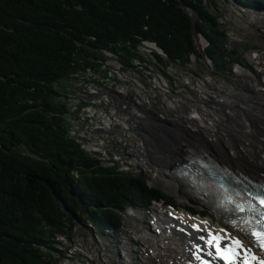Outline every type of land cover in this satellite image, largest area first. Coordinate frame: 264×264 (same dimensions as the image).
<instances>
[{"label": "trees", "instance_id": "16d2710c", "mask_svg": "<svg viewBox=\"0 0 264 264\" xmlns=\"http://www.w3.org/2000/svg\"><path fill=\"white\" fill-rule=\"evenodd\" d=\"M107 54L123 70L168 78L169 65L192 56L222 73L246 65L204 0H0V264H60L74 227L111 235L128 209L178 206L143 173L107 164L71 133L64 91Z\"/></svg>", "mask_w": 264, "mask_h": 264}, {"label": "rangeland", "instance_id": "374dc122", "mask_svg": "<svg viewBox=\"0 0 264 264\" xmlns=\"http://www.w3.org/2000/svg\"><path fill=\"white\" fill-rule=\"evenodd\" d=\"M204 1L210 12L217 16L219 22L225 27L230 48L237 49L243 55L242 58L246 62V65H235L231 73H222L215 69L210 60L197 59L192 56L191 63L185 66L181 64L169 65L167 74L170 77L168 78L159 73L160 71H158V74L154 70H144V73L139 74L133 69L123 70L122 66L115 60V57L107 54L103 66L98 71L84 73L79 80H76V83H73L70 91H64L68 107H70V111L73 113L72 117L75 119L73 120L74 126L77 128V124L80 125L76 133L80 132L81 136L78 133L77 135H79L81 143L84 144L88 152L99 156V152L92 151L93 146L104 149L107 146L105 143H101V141L113 142V140L119 141L118 139L126 137L124 129L120 128L121 122L124 119L127 121L128 119L139 121V119L135 117L133 119L131 116V113H133L132 107L134 106L126 104L125 100L120 96L122 93H129L132 97L136 95L140 104L147 103L148 98L151 101L152 97L156 100L152 102L153 105L158 107V103L161 102L160 105L167 112L169 110L166 107H169L171 113L179 116L178 120L173 119L169 123L191 130L192 133L190 135L193 138L192 140L201 139L202 134L207 140L208 145L205 147L200 142L199 145L205 147L206 152L220 153L223 151L230 157H236L233 159L231 157L232 163H228L232 170L243 169L234 163L240 159L243 166L248 170L261 169L260 171L264 172V153L259 149L261 145L256 144L251 136L248 137L247 135H250L248 132L240 130L242 127L245 130L247 127L251 130V126L253 127L254 125L255 129L261 132L262 128V134H254V138L264 143V87L261 86L262 89L256 90L257 87L259 88V85L264 84V5H260L258 9H249L238 0ZM197 37L199 50L202 51L206 46V41L200 35ZM143 48L146 51H152V49L149 50L147 47ZM157 80L164 85V89L158 87ZM108 87H111L113 90L111 91ZM155 89L156 91H154ZM261 91L263 93L262 96L259 95ZM118 99L123 101L119 106L116 104L114 106L111 105L112 100L116 102ZM228 100L233 101V104L230 105ZM250 104H252V107ZM258 104L261 105L258 110L259 112L253 110L257 108L253 106H257ZM88 108L91 112L90 114H88ZM92 108L96 110L104 108L106 111L109 109L111 111L109 117L115 121L113 125H117L118 127L107 130L95 126L99 125L97 121H100L101 115L98 114L99 112L94 113ZM194 114L198 115L201 119L200 122H197L196 129L193 124L190 125L187 119H184ZM114 117L116 120H114ZM104 118L105 120L107 119L106 116ZM211 121L214 122V131L211 130ZM92 124H95L92 128L93 130L89 128V125L92 126ZM144 128L147 129L145 133H147L146 139H148V134L151 130L150 125ZM201 128H205V130L200 132ZM187 136L175 131H171L169 135L158 136L160 139L168 140L169 145L165 146V148L169 150V156H172L171 153H174V157H170L171 159L167 160V162L164 158H160V154L157 152L156 154H159V161L157 162L161 164L159 172H157V166L155 170L151 168L149 159L146 163V169L143 171L149 175L156 173L153 178H149V185L160 188L176 198L177 205L182 209H178L175 212L176 214L180 213L178 215H182L187 220L188 226H190L189 230H191L190 228H192L193 224L201 225L199 228L201 231L198 232L203 233V235L192 233L195 235L190 236L188 230L185 231L179 228L181 230H178L179 234L177 236L181 240L178 238L177 240L182 243L189 241L190 244L200 240L202 244H205L208 239L206 234L210 230L214 231L212 227L214 222L219 223L223 230L227 229L226 231L229 233L234 232L235 236H238L245 244L251 246L244 237L239 235L224 220L220 219L212 210L200 205L193 198L174 191L169 186V182L175 180L172 170L175 166L185 162L186 156L191 153V148L181 146L182 142L185 143L186 140H191ZM158 139H155L152 144L155 150L157 149ZM126 142L129 143V140H122L119 148H124L127 145ZM243 142H245L244 145ZM159 145L161 146L160 142ZM208 146L213 150H209ZM246 148L251 150V152L244 154ZM256 151L259 152L258 155L260 156H256ZM147 157H150L149 153ZM221 163L224 164L225 162ZM248 163L253 166H247L246 164ZM161 167H163V170ZM243 171L246 173V170ZM253 175L251 176L253 177ZM258 179L261 180V178ZM185 205H190L197 211L205 212V214H201L200 212H197L200 214H192V212L185 208ZM153 207L151 211L127 210L124 215L122 229L117 233L110 232L111 235H106L104 232H99L92 228L74 227L71 241H65L64 250L67 249L66 247L71 248L69 250V258L67 260L61 258L59 263L136 264L137 259H132L128 256L125 250L126 242L124 241L131 239L132 242L140 241L138 247L142 251L144 258L147 259V264H156V259L152 255L153 252L151 250L152 242L150 241L154 239L152 232L157 230V225H162V222L156 225L155 221L161 215ZM164 210L166 211V209ZM157 233L162 234V231L158 230ZM202 236L203 239H201ZM253 250L255 253H258L254 248ZM202 259L204 258L202 257ZM163 260L166 261L167 258H163Z\"/></svg>", "mask_w": 264, "mask_h": 264}, {"label": "bare ground", "instance_id": "6f19581e", "mask_svg": "<svg viewBox=\"0 0 264 264\" xmlns=\"http://www.w3.org/2000/svg\"><path fill=\"white\" fill-rule=\"evenodd\" d=\"M261 86L264 87V84L259 85V88L257 87L256 90L262 89ZM259 93H260L259 95H261V96L263 95L262 91ZM132 98H134V97L126 96V104L133 105L134 107H136L137 106V99H132ZM152 102H154V99L151 97V101H149V98H148V102L146 103V105H151V106H149L146 113H140L137 116L138 118L136 117V119H139V121H135L133 124V120H129V119H128V121L126 119H124V121L122 120L123 121L122 127L127 128L126 139H118L119 140L118 142H115L113 145H106L107 147H105V148H107V149H105V154H107V155H120L121 151L123 152V154H132L133 147H139L141 149L142 154H139L138 158H136V165L135 166L123 164L122 159H115V163H110V165L117 164L123 170H132V171L143 173L148 178V180H149V178H153L156 175V173L154 175H153V173H152V175H149V174L143 172L146 169V163H147L148 159H149V164H150L151 168L153 170H155L156 166H157L158 167L157 172H159L160 166H161V164L157 162V161H159V156H160V158L161 157L164 158L166 161L171 159L170 157H174L173 156L174 153H171L172 156L171 155L169 156V153H168L169 150H167V148H165V146L167 147L169 145V142H168V140H165V139H160V138L158 139V145L156 147L157 148L156 152H158L160 155L158 154L159 155L158 156L154 152L153 145H152L153 142H151V140H152V134H154V131H155V124H156V119H157V115H158V107L153 105ZM228 102L230 103V105L233 104V101L228 100ZM88 105L90 106V104H88ZM250 106L252 107V104H250ZM253 107H257V108H254L253 110L258 111L259 107H261V105L258 104L257 106H253ZM81 108H83V107H81ZM153 108H155V109H153ZM127 113H129V112H127ZM251 114H253V113H251ZM230 118H232V117H230ZM72 120H75V119H72ZM200 121H201L200 117L198 115L194 114L193 119H192L193 125L196 126L197 122H200ZM212 121H211V130L214 131L213 130L214 129V122H212ZM149 125H150L151 130L148 134V136H149L148 139H146L147 133H145V131H147V129H145L144 127L145 126L149 127ZM255 128L256 127H254V125H253V127L251 126V128H250L251 130H249L248 127L246 130L243 127L240 128V130H244V131L248 132L250 135H247V136L248 137L251 136L255 140L256 144H260L261 146L259 147V149H261V152L264 153V143L262 141L261 142L257 141L254 138V134H262V128H261V132L257 131ZM204 130H205V128H203V129L201 128L200 132L201 131L203 132ZM185 135H188V134H185ZM73 136H75L77 138V134H73ZM201 136H200L201 139H199V140L198 139L192 140L193 139L192 136L189 135L187 137H189L191 140H186L185 143L182 142L181 146H184V147L188 146V148H191L192 150H190V151L192 152V156L196 160L205 161V162L209 163L210 165H214L216 163L222 164L221 162H223V163L225 162L224 164H222L225 167L223 169H219V170L221 171V173L223 175L228 176L229 175L228 170L231 169L230 166L228 165V163H230L232 161L231 160L232 156L230 157L229 155H226L227 153H225L223 151L220 153L212 152V151L206 152L205 147L208 145L207 140L205 139V137L202 134H201ZM122 140H126V141L129 140V143L126 142L127 145H125L124 148H119L120 144H121L120 142H122ZM138 140H140V141L137 142ZM143 140H144V143H143ZM159 142L161 143V146L159 145ZM199 142H200V144H202L205 147H203L202 145H199ZM194 143H196V144H194ZM244 143L245 142H243V145H244ZM246 144H248V143H246ZM208 148H209V150L210 149L213 150L209 146H208ZM217 150H219V149H217ZM248 152H251V150L246 148L244 154L248 153ZM148 153L150 154V157H147ZM258 153L259 152L256 151V156L258 155ZM258 156H260V155H258ZM263 157H264V155H263ZM233 158H236V157H232V159ZM234 163H236V166L243 168V169H241L242 171L246 170V173L247 172L250 174L252 173L251 175L254 174L256 177L261 178V180L263 179L262 181H264V172L260 171L261 169L248 170L245 166H243L240 159L238 162H234ZM246 165L247 166L248 165L253 166L250 163H248ZM161 168L163 170V167H161ZM162 172H165V171H162ZM254 175H253V177L256 178ZM177 180L175 179V180H172L171 182H169V186L172 187L174 191L183 193V195H185L186 197H188V195L195 197V195L192 194L193 190L192 191L190 190V186L188 184H183V183L180 184L179 182H177ZM182 181L184 182V180H182ZM186 187H187L188 193L184 192V190H186ZM203 192L208 193V189L207 188L203 189L202 193ZM210 195H211V193H210ZM164 217L165 218H163V217L160 218V222H162L164 225L159 226V228H162V234L156 235L155 232L152 233L154 239L153 240L151 239V241L153 243V248H154L153 249V256L156 259V264H204V262H208V264H213V263L222 264V263H220L221 261H219L218 258L215 257V255L213 254V249L208 245V243L202 244V242L200 240H198L199 243H197L198 241H194L190 244L189 241L186 243H184V242L182 243L179 240H177V238L180 239V237L177 236L179 234L178 230L176 229L177 227H180V228L185 229V230L187 229L189 231L188 233H191L190 236L195 235L192 233H197L198 235H203V233L198 232V231H201V230H199L201 225L199 226L197 224L198 226L195 225V229L190 228L191 230H189L190 226L189 227L187 226L186 220L184 218H182V220H180V221H177L176 217H169V218L167 216H164ZM212 227H213L214 231L210 230L211 228L208 226V228H210L209 230L211 233L208 230L209 233L206 234V236L210 239H211L212 235H217V236H220L222 238H230V236H231L230 234L235 236L234 232L229 233L228 231H226L227 229L223 230V228L221 227V225L219 223L213 222ZM203 232H204V230H203ZM241 241L244 243L243 240H241ZM124 242H126V249L125 250H126V253L128 256H130L132 259L136 258L137 263L139 262V264H147L148 263L147 259L144 258L142 251H140V248L138 247V244H140V241L139 242H132L131 239H127ZM245 245L247 246V248L251 249V252L250 253H243L242 252L240 254V257L242 258V260L241 261L238 260L239 262H237V264L238 263L239 264H245V259H247L248 261L249 260L253 261L254 264H256V262H259L261 260V256L256 254L251 246H249L248 244H245ZM253 255L256 257L255 260L252 259ZM197 256H200L201 259L198 260L196 258ZM202 257L204 259H202ZM163 258L164 259L167 258V260L164 261Z\"/></svg>", "mask_w": 264, "mask_h": 264}, {"label": "built area", "instance_id": "2783aa9c", "mask_svg": "<svg viewBox=\"0 0 264 264\" xmlns=\"http://www.w3.org/2000/svg\"><path fill=\"white\" fill-rule=\"evenodd\" d=\"M147 44H149V43H147ZM157 84H158V87L160 89H164L163 88L164 85L162 83H160L158 80H157ZM108 88L111 91L113 90V89H111V87H108ZM154 91H156V89ZM113 92H115V91H113ZM118 95H119V93H118ZM120 96L123 98V100H125V103H126V96H131V94H129V93L128 94H123L122 93ZM133 97H134V99H137V106L136 107H132L133 113H131V116L134 119V117L136 118L140 113H146V111L148 110L149 106H151V105H146V103L145 104H140V101L138 100V97L136 95H134ZM115 100H117V99L115 98ZM115 100L114 101L112 100L111 105L114 106V104H116L117 106H119L121 104V102H123V101H120L119 99L116 102H115ZM155 101L156 100L154 98V102ZM160 103L161 102L158 103V115H157L156 124H155V131H154V134H152L151 142H153L155 139L157 140L159 138L158 136L169 135V133L171 131L179 132V133H182V134H188V136H189L190 133H192L191 130H189V129L183 127V126L173 125V124L169 123L170 121H173V119H177L178 120L179 116L176 115V114L171 113V109L169 107H166L169 110V112L165 111L164 108L162 107V105H160ZM112 108H121V107H112ZM92 109H93L94 113L99 112L98 114L101 115V117H100V121H97L98 122L97 124H99V125H95V124H92V126L89 125L90 129H92L94 125L97 126L98 128H104V129H107V130L110 129V128L114 129V128L118 127L117 125H113V123L115 121L111 120V118L109 117L110 114H111L110 113L111 111H109V109H108V111H106L104 108L99 109V110H96L95 108H92ZM88 111H89L88 114H90L91 112H90L89 109H88ZM105 116L107 117L106 120L104 118ZM184 119H187V121H188V123L190 125L193 124V122H192L193 115L192 116L189 115L188 117H186ZM114 120H116L115 117H114ZM190 120H191V122H190ZM79 122H80V120H79ZM134 122L135 121H133V124H134ZM92 123H94V122H92ZM121 124H122V122H121ZM79 126L80 125L77 124V128H79ZM77 128H75V126H74V121L71 120V133L72 134H77V133L79 134L80 133L79 131L76 133ZM120 128L124 129V133H125V135H127V128H123L122 125H121ZM195 129H196V126H195ZM92 130H90V131H92ZM79 135H77V139L81 143ZM122 139H126V137H123ZM115 142H118V141H115V140H113V142H106L104 140L101 141V143H105V145H113ZM81 144H82V147L86 150L84 144L83 143H81ZM98 149H101V148L100 147H96V146L92 147V151L99 152L100 155L98 157H100L107 164L115 163V159H122L123 160V164H128V165H131V166H135L136 165V158H138L139 154H142L141 153V149L139 147H133L132 154H123V152L121 151L120 155H107V154H105V148L101 149V150H98ZM154 152H155V154L157 153L155 149H154Z\"/></svg>", "mask_w": 264, "mask_h": 264}, {"label": "snow or ice", "instance_id": "6c2138e0", "mask_svg": "<svg viewBox=\"0 0 264 264\" xmlns=\"http://www.w3.org/2000/svg\"><path fill=\"white\" fill-rule=\"evenodd\" d=\"M257 198L259 199L260 204L264 206V198ZM238 210L244 211L242 207L238 208ZM257 223H259V221ZM242 231L244 230L242 229ZM251 236L254 237L255 243L258 244L262 249H264V230L252 229ZM201 239H203V237H201ZM207 243L211 248L214 249L216 256L224 261V264H237L242 252H251L250 248H247V246L241 240L236 238L230 237L227 241H225L220 236L212 235L211 239H209ZM196 258L198 260L201 259L200 256H197ZM252 259L255 260L256 257L253 255ZM204 264H208V262H204ZM245 264H250V262L245 259ZM259 264H264V260H260Z\"/></svg>", "mask_w": 264, "mask_h": 264}, {"label": "water", "instance_id": "95a60500", "mask_svg": "<svg viewBox=\"0 0 264 264\" xmlns=\"http://www.w3.org/2000/svg\"><path fill=\"white\" fill-rule=\"evenodd\" d=\"M191 16H192V20H193V25H194V27H195L196 14H195V12H194L193 10H191ZM194 35H195L196 42L198 43V37H197V36H199V34L195 31V28H194ZM142 46H143V47H147V48H149V50H151V49H152L153 51L157 50V48L155 47L154 44L142 43ZM199 48H200V47H199ZM201 52L204 53V50H202ZM115 60H117L116 57H115ZM117 62H118V60H117ZM204 178L207 179L208 177L205 176ZM194 181H195V180H194ZM199 204L202 205L201 202H199Z\"/></svg>", "mask_w": 264, "mask_h": 264}]
</instances>
